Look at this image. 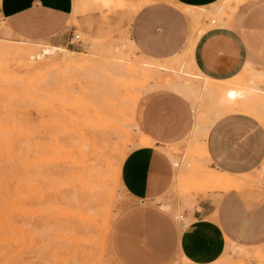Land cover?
I'll list each match as a JSON object with an SVG mask.
<instances>
[{"label": "rangeland", "instance_id": "rangeland-1", "mask_svg": "<svg viewBox=\"0 0 264 264\" xmlns=\"http://www.w3.org/2000/svg\"><path fill=\"white\" fill-rule=\"evenodd\" d=\"M176 1L78 0L55 40L15 34L0 21V264H264V240L223 236L215 256L191 248L199 200L235 190L264 201V160L233 175L241 187L224 191L209 186L218 170L203 152L205 122L231 112L220 103L243 102L238 90L250 70L229 83L208 81L215 91L195 95L173 73L195 69L196 29L221 25L237 3L254 0L191 5L192 15ZM72 31L78 40L67 43ZM42 47L54 50L30 59ZM140 142L154 151L131 162L133 175L151 157L160 173L168 163L158 194L125 185L123 163Z\"/></svg>", "mask_w": 264, "mask_h": 264}, {"label": "crops", "instance_id": "crops-1", "mask_svg": "<svg viewBox=\"0 0 264 264\" xmlns=\"http://www.w3.org/2000/svg\"><path fill=\"white\" fill-rule=\"evenodd\" d=\"M77 1L0 0V21L15 34L33 40H55L70 11H75ZM216 1L176 2L210 6ZM220 21L221 25L202 30L193 45L192 60L197 70L212 80L225 81L238 75L245 66L263 69L264 0L237 3ZM207 133V156L218 171L241 176L264 160V125L251 113L226 112L212 122ZM146 145H140L142 148L126 157L123 163L125 185L138 195L158 194L168 184L166 159L161 173L151 157L146 161V172L141 168L139 175L132 174L130 165L139 153L154 151ZM191 214L196 219L191 230L194 235L191 248L197 253L215 256L222 249L223 236L239 243L264 240V201L250 203L239 191L220 193L213 201L205 197Z\"/></svg>", "mask_w": 264, "mask_h": 264}, {"label": "bare ground", "instance_id": "bare-ground-1", "mask_svg": "<svg viewBox=\"0 0 264 264\" xmlns=\"http://www.w3.org/2000/svg\"><path fill=\"white\" fill-rule=\"evenodd\" d=\"M177 4L179 5V10H181L184 14H187V15H192L194 14V11L192 9V6L190 4H183V3H180V2H177ZM191 6V7H190ZM216 7V6H215ZM202 8V7H201ZM219 8V7H218ZM203 10V9H202ZM200 11L199 12L197 11L196 13L197 14H200V13H203V11ZM206 15V14H205ZM196 17V16H194ZM193 18V17H192ZM195 19V18H194ZM198 29H196L195 33L190 37V44H193L194 41L197 39L196 37L199 36V34L202 32V30L198 31ZM47 45V44H46ZM45 46V45H44ZM188 47V46H186ZM41 52L39 54H36V55H31L30 56V59L34 60L36 58L40 59V58H43L44 56H46L47 52L49 53L50 51L54 50L52 48V50H50L49 48L47 47H42L41 48ZM189 50V49H188ZM60 51H61V57L64 58V59H71L72 57V54L70 53V50L68 49H65L64 47H61L60 48ZM46 54V55H45ZM49 56V54H48ZM30 61V60H29ZM156 67H158L159 69L161 70H165L166 67L165 66H162V65H156ZM246 72L247 70H250L247 74V77L250 76V79L249 80V84L248 85H241L240 87V90H238V92H240L243 96V102H237V103H220L219 104V111H225V110H231V111H236V112H246V113H251L253 116H255L256 118H258L261 122L264 120V90L259 88L258 87V84L261 83V82H264V73L261 72V70L259 69H256L255 71L253 70V68H251V66L249 67H244V69ZM253 72V73H252ZM173 73L175 75V77L177 78H180L181 81L182 79L185 78V81L187 82L186 85H184V87H181V88H185L187 90V92L189 91L190 93H193L194 95L196 94V89H203L204 92L206 93H209V92H212V91H215V89L213 87H209L207 85L208 81H215V82H221V83H229L230 80H225V81H217V80H212L208 77H206L205 75H203L202 73H200L197 68H195L194 70H185L183 69V67H179L178 69L176 70H173ZM249 75V76H248ZM257 75V76H256ZM260 76V81L257 80L255 77H259ZM238 77V76H237ZM183 83V82H181ZM165 84V83H164ZM163 84V85H164ZM166 86V85H165ZM167 86H169L170 88H177V83L175 82H171L170 80L167 81ZM180 87V86H178ZM223 89L225 88H221V90L223 91ZM100 91V90H99ZM221 91V93H223ZM201 92V91H200ZM235 91H229L228 93H234ZM237 92V94H238ZM202 93V92H201ZM188 95V94H187ZM212 95V94H211ZM217 110V109H216ZM230 112V111H229ZM215 120V119H214ZM213 120V121H214ZM207 121V120H206ZM213 121H210V122H205L204 124V127H205V135H204V149H203V152L204 154L206 155L207 159L209 160L208 156H207V152H206V147H205V138H206V134L207 131H208V128L210 127V125L212 124ZM108 126V125H107ZM108 128V127H107ZM95 130V129H94ZM101 131V130H100ZM104 132V131H103ZM105 133V132H104ZM98 135V134H97ZM142 141V140H141ZM147 142H151V139L148 138ZM144 143L140 142V145H143ZM106 146V145H104ZM101 160V159H100ZM87 164V163H86ZM94 164H97L96 162H94ZM174 164L177 166V163L174 162ZM92 166L90 165H87L85 168H84V174L87 175L88 173H90V169H91ZM99 171V170H98ZM97 171V173H99ZM56 173V172H55ZM102 174V173H100ZM5 176V175H4ZM208 177V176H207ZM95 178V177H94ZM55 179V178H54ZM92 179V178H91ZM97 181H98V178H96ZM103 179V178H102ZM105 180V178L103 179ZM244 180L242 179H238L236 177H234L233 175L231 174H228V173H225V172H221V171H218L217 174H211L209 177H208V182H209V186L212 187H215V188H219V189H222V190H227V189H230L236 185H239L241 183H243ZM89 183H91L89 181ZM93 183V182H92ZM89 184L90 187H95L97 186V183L95 184ZM99 184V183H98ZM91 185H95V186H91ZM103 186V183L101 184ZM100 186V185H99ZM97 186V188L99 187ZM104 187V186H103ZM102 187V188H103ZM94 188V189H95ZM96 188V189H97ZM100 188V187H99ZM90 189V188H89ZM92 190V189H90ZM103 191V190H101ZM105 194V193H104ZM96 196V195H94ZM110 196V195H109ZM90 199V197H89ZM90 201V200H89ZM93 201V200H92ZM105 201V199H104ZM86 204V203H85ZM93 204V203H92ZM91 204V205H92ZM98 204V203H97ZM105 204V203H104ZM89 206V205H88ZM13 207V206H12ZM105 207V206H104ZM15 208V207H14ZM97 212H98V209H95ZM103 210H105V208H103ZM93 214H95V211H93ZM97 214V213H96ZM100 215V214H98ZM102 216V215H101ZM96 220V219H95ZM89 224V223H87ZM93 227V225H91ZM90 226V227H91ZM84 227V226H83ZM82 228V227H81ZM14 241V240H13ZM15 242V241H14ZM13 242V243H14Z\"/></svg>", "mask_w": 264, "mask_h": 264}, {"label": "built area", "instance_id": "built-area-1", "mask_svg": "<svg viewBox=\"0 0 264 264\" xmlns=\"http://www.w3.org/2000/svg\"><path fill=\"white\" fill-rule=\"evenodd\" d=\"M211 21H213V19H212ZM77 40H78V34L72 31V32L70 33V37L67 39V43H72V42H75V41H77ZM179 216H181V215H179ZM179 219H180V218H179ZM180 220H181V219H180Z\"/></svg>", "mask_w": 264, "mask_h": 264}]
</instances>
